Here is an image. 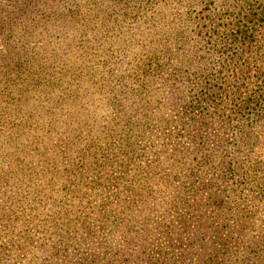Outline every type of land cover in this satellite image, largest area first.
Segmentation results:
<instances>
[{
    "label": "rangeland",
    "instance_id": "obj_1",
    "mask_svg": "<svg viewBox=\"0 0 264 264\" xmlns=\"http://www.w3.org/2000/svg\"><path fill=\"white\" fill-rule=\"evenodd\" d=\"M232 1L0 0V264H264V25ZM197 101L196 159L161 115Z\"/></svg>",
    "mask_w": 264,
    "mask_h": 264
},
{
    "label": "trees",
    "instance_id": "obj_2",
    "mask_svg": "<svg viewBox=\"0 0 264 264\" xmlns=\"http://www.w3.org/2000/svg\"><path fill=\"white\" fill-rule=\"evenodd\" d=\"M232 6H233V10L236 11L238 14L245 13L244 14V19H245L244 24H246L245 28L239 29L238 32L241 34V38L243 40L250 41V39L254 37V32L257 28V25H264V0H234L232 1ZM203 100H205V98H203ZM114 103H118V101L116 100ZM202 109H203V103L201 101H197L196 103L193 102L191 103V105L186 106L185 109H183L181 115L177 119H173V116L163 117V115H161L162 120L168 126H171L175 122L177 123L178 126L179 125H183L184 127L188 126L191 130H194V133H193L194 135L192 137L191 142H194L193 145L194 147H196V150L194 152L195 156L193 157L196 159L198 158L199 155L200 157L203 156V149L201 148V146L205 142H208L209 131H210V126L208 125L209 120L206 119V116L202 114ZM115 110L118 112L121 111V109H118V107L115 108ZM198 114L202 121L199 120ZM211 114H212V117H211L212 119L214 118V114H216L217 117L215 120H218L220 119V117H223L225 113L220 112V115L218 116V111H215V113L212 112ZM227 114H228L227 118L229 120H232V114L230 112H228ZM131 119L132 117L129 119V116L125 115L122 118H119V122L127 124L129 121H131ZM178 119L180 121H178ZM101 120H105V118ZM211 123H213V121H211ZM109 125H110V133H105L101 136V137L106 138L107 140L109 139L110 142L108 143L110 144L111 142L116 143L118 140V136H122V133H126V135H128V133L124 130H121L120 132H118V129L117 127H115V123L113 122L112 119L110 120ZM207 126L209 127V130ZM173 132L174 131L169 130V133H168L169 138L174 137ZM116 137H117V140L115 139ZM101 151H102L100 152L101 156L106 157V154L104 153L105 151L103 149ZM179 153H180V150H179ZM180 154L181 156H180L179 163L184 161L186 158L182 156L184 155L183 153H180ZM177 161H178V158H177ZM96 167L98 168V164H96ZM196 168H197V163H195L193 167H189L190 172L188 176V179H189L188 181L191 187L196 186L197 183L200 181L199 176H197ZM93 170H94V167L92 171ZM76 174L77 173L72 172L71 180L75 178L77 179ZM163 252L166 253L167 251L164 250ZM181 262H183V259H181ZM160 264H176V263L172 262V259L169 258V259L163 260Z\"/></svg>",
    "mask_w": 264,
    "mask_h": 264
}]
</instances>
